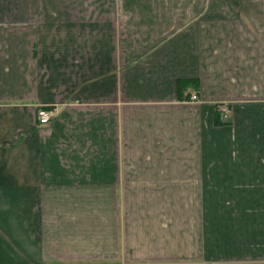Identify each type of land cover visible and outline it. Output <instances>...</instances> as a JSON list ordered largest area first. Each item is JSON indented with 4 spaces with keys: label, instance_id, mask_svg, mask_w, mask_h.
I'll return each mask as SVG.
<instances>
[{
    "label": "crops",
    "instance_id": "crops-1",
    "mask_svg": "<svg viewBox=\"0 0 264 264\" xmlns=\"http://www.w3.org/2000/svg\"><path fill=\"white\" fill-rule=\"evenodd\" d=\"M0 264H264V0H0Z\"/></svg>",
    "mask_w": 264,
    "mask_h": 264
},
{
    "label": "built area",
    "instance_id": "built-area-1",
    "mask_svg": "<svg viewBox=\"0 0 264 264\" xmlns=\"http://www.w3.org/2000/svg\"><path fill=\"white\" fill-rule=\"evenodd\" d=\"M191 100L193 102H197L199 100V97L197 95H193L191 97ZM221 115L226 118L228 114V109L226 107H222L220 109ZM54 117V113L51 110L48 109H40L37 113V123L40 126H47L50 124Z\"/></svg>",
    "mask_w": 264,
    "mask_h": 264
},
{
    "label": "trees",
    "instance_id": "trees-1",
    "mask_svg": "<svg viewBox=\"0 0 264 264\" xmlns=\"http://www.w3.org/2000/svg\"><path fill=\"white\" fill-rule=\"evenodd\" d=\"M192 83L189 81H179L178 82V97L182 98L184 90L188 87V85ZM216 124H220L219 121H216Z\"/></svg>",
    "mask_w": 264,
    "mask_h": 264
}]
</instances>
